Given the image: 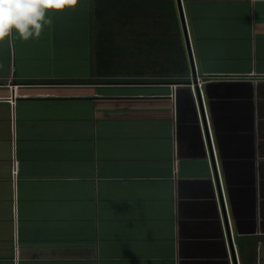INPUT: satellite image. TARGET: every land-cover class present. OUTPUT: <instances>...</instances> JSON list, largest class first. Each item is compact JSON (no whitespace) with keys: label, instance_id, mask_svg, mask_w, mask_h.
Returning <instances> with one entry per match:
<instances>
[{"label":"crops","instance_id":"obj_1","mask_svg":"<svg viewBox=\"0 0 264 264\" xmlns=\"http://www.w3.org/2000/svg\"><path fill=\"white\" fill-rule=\"evenodd\" d=\"M182 5L195 77L97 65L91 0L0 43V264H264V0Z\"/></svg>","mask_w":264,"mask_h":264},{"label":"trees","instance_id":"obj_2","mask_svg":"<svg viewBox=\"0 0 264 264\" xmlns=\"http://www.w3.org/2000/svg\"><path fill=\"white\" fill-rule=\"evenodd\" d=\"M93 48L97 65L116 62L125 48L165 58L171 76L190 67L176 0H91Z\"/></svg>","mask_w":264,"mask_h":264},{"label":"clouds","instance_id":"obj_3","mask_svg":"<svg viewBox=\"0 0 264 264\" xmlns=\"http://www.w3.org/2000/svg\"><path fill=\"white\" fill-rule=\"evenodd\" d=\"M79 0H0V43L14 34L24 41L39 38L52 24L50 13L74 9Z\"/></svg>","mask_w":264,"mask_h":264},{"label":"water","instance_id":"obj_4","mask_svg":"<svg viewBox=\"0 0 264 264\" xmlns=\"http://www.w3.org/2000/svg\"><path fill=\"white\" fill-rule=\"evenodd\" d=\"M176 2H177L180 22H181L182 30L184 33L185 42H186L191 72H192L193 77H195L196 71H195V65H194V58H193L192 48H191V44H190L189 33H188V29H187V23H186V19H185L184 10H183L182 0H176ZM197 96L199 99L200 108H201V110H203L199 90H197ZM219 191H220V189H219ZM220 197H221V205L223 207L221 191H220Z\"/></svg>","mask_w":264,"mask_h":264},{"label":"built area","instance_id":"obj_5","mask_svg":"<svg viewBox=\"0 0 264 264\" xmlns=\"http://www.w3.org/2000/svg\"><path fill=\"white\" fill-rule=\"evenodd\" d=\"M205 82H206L205 79H199L198 80V84L199 85H201L202 83H205ZM188 84L191 85V87L195 89L194 83H188ZM178 85L179 84H172L173 94H175L176 88H177ZM12 172H13V179H14V181H16V176H17V173H18V164H17V161L16 160L14 161L13 168H12Z\"/></svg>","mask_w":264,"mask_h":264}]
</instances>
